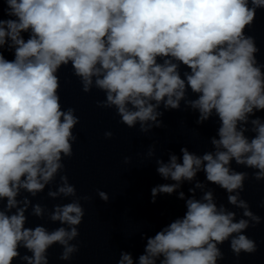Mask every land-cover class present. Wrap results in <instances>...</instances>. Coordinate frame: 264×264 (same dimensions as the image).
I'll list each match as a JSON object with an SVG mask.
<instances>
[{"label": "clouds", "instance_id": "clouds-1", "mask_svg": "<svg viewBox=\"0 0 264 264\" xmlns=\"http://www.w3.org/2000/svg\"><path fill=\"white\" fill-rule=\"evenodd\" d=\"M0 264H49L48 250L60 245L58 259L80 251L86 210L70 183L65 161L74 155L80 117L61 102L63 68H71L81 91L103 93L100 109L114 110L129 129L143 134L163 128L165 112L191 109L195 123L218 121L209 138L213 151L156 159V172L173 183L151 188V202L176 194L186 211L146 239L135 259L121 251L117 264H218L228 242L232 254L252 255L256 241L245 234L262 218L243 198L246 181L264 182V63L249 35L264 0H0ZM5 53L12 56L6 58ZM183 69V71H182ZM189 93L195 94L194 99ZM255 117V118H253ZM254 133V135H249ZM105 139L113 133L106 131ZM156 154L149 146L147 157ZM130 157L124 158L129 163ZM235 165L244 169L237 171ZM206 181L227 193L236 212L215 202L211 189L197 199ZM48 197L69 198L48 214L61 227H26L31 215L43 219L46 206L32 203L46 187ZM196 180L187 199L181 189ZM27 193L28 195H22ZM104 203L109 194L97 189ZM31 197V198H30ZM260 207H264L261 201ZM21 249L27 250L21 252ZM30 253V255H29Z\"/></svg>", "mask_w": 264, "mask_h": 264}]
</instances>
